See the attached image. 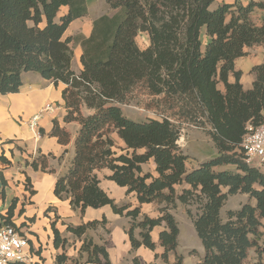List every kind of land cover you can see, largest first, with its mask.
<instances>
[{
    "label": "trees",
    "instance_id": "1",
    "mask_svg": "<svg viewBox=\"0 0 264 264\" xmlns=\"http://www.w3.org/2000/svg\"><path fill=\"white\" fill-rule=\"evenodd\" d=\"M213 1L104 0L116 11L113 15L96 18L88 36H65L70 23L88 13L86 0H0V94L18 92L27 72L65 84L63 120L78 129L74 155L66 172L56 177L53 193L68 199L80 214L109 206L128 218L124 231L132 249L143 246L155 252L150 233L163 226L158 234L163 250L155 258L183 264L182 255L169 261L179 234L170 209L179 202L190 207L186 214L204 250L196 264H264V172L245 163L239 147L247 127L264 122V62L252 68L256 78L247 90L235 70L246 48L264 45V2H222L212 9ZM257 10L263 11L259 24L253 19ZM141 34L148 38L144 49L136 43ZM77 46L81 69L75 73L71 61ZM138 87L161 97L180 123L170 116L142 121L126 117L120 105ZM183 122L203 128L213 143L215 152L199 165L190 167L178 144ZM51 135L62 144L69 139L56 121ZM30 165L55 172L44 155ZM103 170L108 171L106 179L126 188V195L134 194L136 205H119L107 195L99 185ZM238 193L249 202L223 218L222 207ZM148 203L158 205V217L141 213V205ZM13 209L14 203L6 222L11 223ZM54 219L53 245L64 250L67 238L55 227L60 217L55 214ZM106 224L103 216L66 225L65 232L82 240L79 253H87L86 264H110L105 243L94 244L86 235L99 228L109 233ZM56 259L66 262L65 250Z\"/></svg>",
    "mask_w": 264,
    "mask_h": 264
},
{
    "label": "crops",
    "instance_id": "2",
    "mask_svg": "<svg viewBox=\"0 0 264 264\" xmlns=\"http://www.w3.org/2000/svg\"><path fill=\"white\" fill-rule=\"evenodd\" d=\"M250 1L264 2V0H214L210 7L215 9L222 2L246 4ZM262 16L263 11L257 10L253 19L259 24ZM78 19L72 21L69 26ZM69 26L65 36H71ZM91 28L92 26H89L81 33L88 36ZM200 38L203 43L209 40L204 30L201 31ZM80 53V47L74 48L71 68L75 73L81 69ZM74 60H76L75 69L73 68ZM263 62V44L246 48V55L236 59L235 70L241 72L239 81L244 90L250 89L256 78L252 68ZM229 81H234V78L230 76ZM64 88L65 84L62 82L55 85L51 80L44 79L36 73L27 72L22 74V85L18 92L0 94V221H6L9 208L14 203V209L9 217L10 224L21 229L28 239V260L19 264H71V260H78L82 240L65 232L66 225L78 226L89 221H99L103 216L106 218V227L109 230L104 243L110 264H134V259H137L139 264H165L160 258L156 259L154 256L155 252L160 253L163 250L158 244V234L163 226L154 227L150 233L152 241L156 244L155 252L143 246L132 249L128 235L124 231V227L128 225V218L113 213L109 206L87 208L83 214H80L79 210L70 207L68 199L65 197L59 199L54 195L56 177L66 172L74 155L73 141L78 129L76 123H66L63 120L66 113L62 99ZM50 103L55 108L42 111L43 107ZM37 114H40L38 130L33 131L26 122ZM53 121L69 133L66 144L60 143L56 136L51 135ZM41 155L48 158V169H54V173L34 170L31 167L32 161ZM106 174H108L107 170L98 172L99 185L107 195L119 205L128 202L136 205L134 194L126 195V188L106 179ZM246 202H249V198ZM49 207L52 210L44 214ZM176 208H185L186 211L190 207L177 202ZM141 213L156 218L159 216L158 205L142 204ZM170 213L177 222L179 234L177 247L169 254V261L173 263L174 254L177 252V255L182 254L183 264L185 255L188 256L190 264H196L203 255L197 249L199 255L194 256L189 244H186L190 238L197 245V239H199L191 219L183 214L181 219L184 223H182L176 217L174 208L170 209ZM55 214L60 217L55 222V227L63 237L67 238L64 250L68 260L61 263H58L56 257L64 250L61 247L55 248L53 245L52 223L55 220ZM90 232L91 230L87 231L86 235ZM135 233L137 235L138 230ZM253 255L254 251L251 249L250 256Z\"/></svg>",
    "mask_w": 264,
    "mask_h": 264
},
{
    "label": "rangeland",
    "instance_id": "3",
    "mask_svg": "<svg viewBox=\"0 0 264 264\" xmlns=\"http://www.w3.org/2000/svg\"><path fill=\"white\" fill-rule=\"evenodd\" d=\"M86 2L88 13L84 17H81L76 20L71 26H69V34H71V36L80 34L81 31H86L89 26H92V22L99 16L103 14H108L111 16L116 12L109 9V7L104 3V0H86ZM146 41L148 42V38L145 34H141L136 38V43L140 48H144V46L148 44ZM75 61L76 60H74L73 62L74 69L76 68ZM160 99L161 97L151 96L147 93L144 88L138 87L134 90V92L130 96V99L126 103L121 104L120 107L126 117L136 121H142L149 118L161 119L162 117L170 116V119L172 121H174L175 123H180L178 120H175L177 119L176 117L170 115L171 111L165 108L164 103ZM178 126L180 130L178 144L181 150L188 156V165L190 167L199 165L200 163L206 161L210 156L213 155V153L215 152V150L213 149V143L203 128L197 127L191 123L186 122H183L181 125ZM112 138L115 140L116 143H119L118 138L114 134H112ZM228 169L231 168L228 167ZM247 199V196H243L242 194L230 196L222 207V217L225 218L226 213L229 209L238 208L244 202H246ZM194 208L195 207H191L192 211L195 210ZM174 210L176 217L179 218L182 223H184V220L181 219V215L186 214L185 208L180 209L175 207ZM107 234L108 233H106L105 230L101 228L91 230V232L87 235V238L92 239L94 244L102 245L105 242ZM186 244H189L192 253H194V256L198 254L197 249L200 254L203 255L204 250L201 246L199 239H197V245L194 240L190 238L188 239ZM191 245L193 247H191ZM175 254H177V252H175ZM185 257L186 258L184 264H190L188 256L185 255ZM78 260L79 264H86L87 253L82 252L81 255L79 253Z\"/></svg>",
    "mask_w": 264,
    "mask_h": 264
},
{
    "label": "built area",
    "instance_id": "4",
    "mask_svg": "<svg viewBox=\"0 0 264 264\" xmlns=\"http://www.w3.org/2000/svg\"><path fill=\"white\" fill-rule=\"evenodd\" d=\"M53 104H46L42 111L53 110ZM40 114L34 115L26 123L38 130ZM245 163L264 172V122L256 127H247L239 145ZM28 260V239L21 229L0 221V264L24 263Z\"/></svg>",
    "mask_w": 264,
    "mask_h": 264
}]
</instances>
